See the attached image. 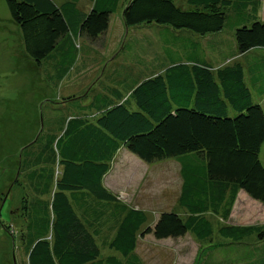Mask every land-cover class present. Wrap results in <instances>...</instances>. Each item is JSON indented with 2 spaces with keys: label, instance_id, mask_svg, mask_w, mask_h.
I'll return each instance as SVG.
<instances>
[{
  "label": "trees",
  "instance_id": "1",
  "mask_svg": "<svg viewBox=\"0 0 264 264\" xmlns=\"http://www.w3.org/2000/svg\"><path fill=\"white\" fill-rule=\"evenodd\" d=\"M87 1L88 11L80 0L62 5L5 0L26 53L38 64L59 50L76 51L82 38L94 44L109 31L122 0ZM259 16L257 0H127L125 25L160 26L165 55L156 54L146 73L136 77L115 69L102 91L86 96L92 98L87 104L79 97L65 99L77 104L81 115L69 113L60 135L28 151V166L36 168L26 172L33 194L23 198L19 234L6 229L14 230L15 235L8 233L15 247L22 245L29 264H145L137 254L141 237L191 236L204 243L216 233L208 216L227 221L240 191L264 203V109L258 100L264 96V21ZM223 30L234 31L240 55L254 52L248 81L240 62L213 71L200 43L186 36ZM73 65V71L82 70L77 62L66 68L56 64L49 78L58 86L61 77L51 75L61 69L68 76ZM121 148L147 164L178 160L182 213L164 210L151 226L146 212L128 207L104 186ZM217 234L227 243L207 254L203 264H250L244 262L251 258L264 264V224L223 225ZM103 246L120 256L105 258ZM223 251L230 253L220 260L216 255Z\"/></svg>",
  "mask_w": 264,
  "mask_h": 264
},
{
  "label": "rangeland",
  "instance_id": "2",
  "mask_svg": "<svg viewBox=\"0 0 264 264\" xmlns=\"http://www.w3.org/2000/svg\"><path fill=\"white\" fill-rule=\"evenodd\" d=\"M54 1L61 5L69 0ZM126 2L127 0L121 1L118 11L111 17L109 31L103 38L94 44L82 38L78 41L76 51L73 49L71 53L59 54L62 52L59 50L54 53V57L38 64L26 53L22 31L14 22L5 0H0V264H29L22 245L17 244V248L15 247L10 234L15 235L14 230L8 231L6 228L14 227L17 235L19 234L20 223L23 222V219L20 221L23 198L33 194L26 172L29 173L28 167L36 168L28 166V151L37 150L46 143L50 135H60L62 122L69 113L81 112L77 104L65 99L78 96L81 104H87L86 96L93 94L82 89L85 87L84 83L91 78L92 84L95 81L92 85L93 93L99 92L107 83L106 77L114 76L112 72L115 73V69H124L129 77H136L137 74L146 73L145 69L156 54L162 55L163 52L165 55L162 44L164 36L160 26L125 25L123 11ZM90 5V2H84L80 7L88 11ZM263 9H259L260 20H264ZM233 21L236 22V17ZM228 34H224L226 40H233ZM227 50L230 51V47ZM74 62H77V68L88 72L89 76L83 79L73 78L77 73L76 70L73 71V65L68 70L70 79H65L64 84L58 87L49 78V71L55 69V64L66 68ZM84 63L87 64L86 67H83ZM128 99L126 102H129V107L136 110L135 101ZM38 138L40 140L35 145ZM31 144L34 145L30 146ZM28 146L30 147L24 153L23 150ZM131 156L144 165L130 159ZM260 160L264 166V145ZM179 165L177 159L147 164L129 151H124L114 167L116 171H127L123 176L127 178L128 185L123 178L120 181L117 179L116 195L130 205L136 200L135 205L150 213L156 204L160 206V197L165 198V201L175 202L182 183ZM247 201L246 196H240L227 221L210 215L216 233L215 237L204 243L191 236L180 240H157L153 235H147L140 238L137 254L145 264H203L207 254L227 243L217 234V230L223 225H236L239 222L247 225L264 224V205ZM101 250L105 258L110 255L120 256L107 246H103ZM229 253L223 251L216 256L221 260Z\"/></svg>",
  "mask_w": 264,
  "mask_h": 264
},
{
  "label": "crops",
  "instance_id": "3",
  "mask_svg": "<svg viewBox=\"0 0 264 264\" xmlns=\"http://www.w3.org/2000/svg\"><path fill=\"white\" fill-rule=\"evenodd\" d=\"M84 2H88V1L87 0H80L79 6H81V4H83ZM257 4H258V8L259 9H263L264 0H257ZM90 6H92V5H90ZM259 20H260V18H259ZM261 21H264V20H261ZM225 33L226 34L229 33L228 35L230 36V38H233V40L232 39H228V41H227L226 38L224 37ZM179 35H182V34H179ZM186 36L191 38V39H193L195 42L200 43V45L202 47L201 48L202 49L201 53H202V55H204V57H206L205 60L211 65V67L213 68V71H216L219 68L224 67L227 63L233 64L234 62H240V63H242L244 65V69L246 71V80L247 81L249 80V78H250L249 73L250 72L248 71V66L247 65H248V62H250V55L252 53H254V52H249L248 54H244V55H240L238 53V48H237L235 40H234V31L227 32L226 30H223L220 33L212 34L210 36L202 37V38L199 37V36H193L192 34H187ZM227 42L231 43V45H229V46H230V50L232 51V53H229L226 50ZM261 54H264V53L261 52ZM54 56H52V57H54ZM52 57H50V58H52ZM212 62H214L215 64H213ZM55 69H56V67H55ZM61 72H62L61 69H57V70H55L54 75L53 74L51 75V76H56L58 78L61 77L60 80L58 81L59 82L58 87H61L64 84V80L67 79L66 77H68V76H65V74L61 75ZM87 73L88 72H85L84 70L77 71V73L75 75H73V78L83 79V78L89 76ZM68 79H70V77ZM91 79H90V81H91ZM90 81L84 83L85 87H84V89H82V91L87 90V91H89V93L93 92L92 91L93 90L92 85L95 83V81H94L93 84ZM75 95H78V94H75ZM91 99L92 98H86L87 103L90 102ZM258 100H259V102L261 103V105L263 106V109H264V104H263L264 96H260V98ZM77 115H81V114H77ZM124 151H127V150L125 148H121L120 149V151L117 153V155L114 158L111 170L108 172V174H106V176L103 179L104 186L108 190L113 192L114 194H117V190H116L117 189L116 188L117 179H119V181H120V178H123L127 182V185H128L127 178L125 176H123L125 173H127V171L126 172H123V170L122 171H116V167H114V166H116V162L118 160L119 155L122 152H124ZM127 155H128V153H127ZM130 159L135 160L136 162H138V164H143L144 165V163L140 162L138 159H135L132 156L130 157ZM179 175H180V165H179ZM181 181H182V178H181ZM182 184L183 183H181V186H180L179 196L181 194ZM179 196L177 198V201H175V202L165 201L166 200L165 198L160 197V198H162V199H160V198L158 199V201H162L160 203V206H157V204H156L154 206V208L151 209L153 211V212H151L153 214V217H151V213L150 212L140 208L139 205H135L136 200H134L135 202L133 201V204H131V205L128 204L126 201H123V200L122 201H123L124 204H126L128 207H130L132 209L143 210L144 212H146L148 214V216L150 217V221H152V224L154 223L151 226H154L155 223L158 221L159 216L161 215V213L164 210H166V211H175V212H181L182 213V211H181V209L179 208V205H178ZM240 196L242 198H244V196H246L247 200H248L247 202H253L254 204L264 205V203H260V202H257V201H254L253 199H251L244 191H240L239 194L237 195L236 202H235L232 210H234L235 205H237ZM135 199H137V197H135ZM183 215H184V213H183ZM253 225H263V224L255 223ZM235 226H252V225H247L245 223L239 222ZM166 240H168V239H166ZM169 240H173V239H169ZM138 243H139V241H138ZM138 246H139V244H138ZM244 263L257 264L256 261L255 262L253 261V258H251L250 260H247V262H244Z\"/></svg>",
  "mask_w": 264,
  "mask_h": 264
}]
</instances>
